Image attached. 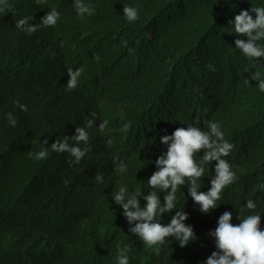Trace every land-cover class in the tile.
Instances as JSON below:
<instances>
[{
	"label": "trees",
	"instance_id": "1",
	"mask_svg": "<svg viewBox=\"0 0 264 264\" xmlns=\"http://www.w3.org/2000/svg\"><path fill=\"white\" fill-rule=\"evenodd\" d=\"M84 3L92 15H78L74 0H9L11 7L0 12V264H117L124 247L129 264H206L218 251L209 233L223 213L232 214L233 225L259 214L264 230V189L258 187L264 184V92L257 81L248 82L253 61L236 49L241 37L229 24L242 10L264 7V0ZM124 5L136 7L139 19L127 21ZM52 9L60 13L54 27L32 34L15 27L24 18L39 24ZM68 68L83 69L74 90L66 86ZM92 113L89 143L79 145L91 151L80 163L52 151L57 138L74 136ZM205 120L218 123L234 145L225 159L236 179L209 214L182 187L176 210L161 223L184 210L198 239L181 248L166 238L156 255L129 232L134 224L112 193L121 186L129 194L142 191L144 207L154 161L167 151L160 137L180 127L203 129ZM42 148L48 157L35 159ZM120 161L126 171L117 170ZM215 163L205 165L198 190L210 189ZM248 200L254 210L247 209Z\"/></svg>",
	"mask_w": 264,
	"mask_h": 264
},
{
	"label": "clouds",
	"instance_id": "2",
	"mask_svg": "<svg viewBox=\"0 0 264 264\" xmlns=\"http://www.w3.org/2000/svg\"><path fill=\"white\" fill-rule=\"evenodd\" d=\"M45 0H36V3L43 4ZM9 0H0V12L10 8ZM74 9L80 16L92 15L91 5L84 3V0H74ZM124 17L127 21L135 22L139 19V11L136 7L124 5ZM251 13H255L253 19ZM60 13L52 9L47 13L39 24H29L28 18L15 22V27L25 33L32 34L41 27H54L57 24ZM233 26L236 36L241 37L235 40L236 49L253 61L248 82L257 81L258 88L264 92V65L259 61L264 60V7L252 6L250 10H242L229 22ZM99 61L100 57H94ZM206 67L210 71L215 68L209 64ZM254 69V71H253ZM83 69L68 68L69 77L67 88L74 90L78 87L79 77ZM21 111H27L26 105L16 102ZM92 119L85 121L82 127L78 126L75 135L63 139L57 138L51 144V149L58 153H69L75 158L76 163L86 156L91 149L89 147L81 148V143L88 145L90 133L88 129L94 126L96 114H91ZM12 126H15V120L9 115ZM106 121L99 125V130L103 131ZM197 123H201L198 119ZM204 128L198 126H187V128H177L171 135L160 137V143L167 146L166 154L158 157L154 163L156 171L150 176L147 184L152 191L143 196L146 201L144 207L140 205L142 191H136L129 194L126 187L121 186L119 191L112 193L116 205L123 209V216L129 225V232L151 248L156 255L160 254L161 246L165 244L166 238H174L179 242L181 248H185L190 242L198 238L194 234L192 226L186 225L185 221L189 218L183 211H176L167 225L161 223L164 214L176 210V193L187 186L188 194L192 200L199 205V211L203 214H209L211 210L217 209V201L222 198V192L227 186L234 183L235 173L231 170V165L225 159L229 156L234 145L224 139V133L218 123L203 121ZM130 124H125L121 131L127 133ZM74 143H69V141ZM111 144V140L108 141ZM45 140L43 145H47ZM203 151V156L199 153ZM29 155H32L29 152ZM47 149L42 148L35 154V159L44 160L48 157ZM119 160V157L115 158ZM215 161V176L211 178V186L207 192L198 190L197 183L205 175V165L210 168L211 162ZM118 171H126V165L123 161L117 164ZM95 179L101 181L103 177L97 174ZM264 189V184L258 185ZM159 193H165L163 203ZM246 207L254 210L256 204L248 200ZM233 217L230 212H225L219 217L218 226L214 232L209 235L215 238V246L218 251L213 252L207 259L206 264H264V230H261V216L251 214L246 218L238 219L241 221L238 225L231 223ZM128 248H119L117 264H129L127 255Z\"/></svg>",
	"mask_w": 264,
	"mask_h": 264
}]
</instances>
